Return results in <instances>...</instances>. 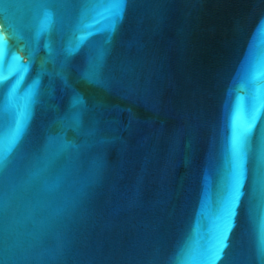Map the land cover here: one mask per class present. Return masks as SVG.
<instances>
[{
  "label": "water",
  "instance_id": "95a60500",
  "mask_svg": "<svg viewBox=\"0 0 264 264\" xmlns=\"http://www.w3.org/2000/svg\"><path fill=\"white\" fill-rule=\"evenodd\" d=\"M0 264H264V0H0Z\"/></svg>",
  "mask_w": 264,
  "mask_h": 264
}]
</instances>
